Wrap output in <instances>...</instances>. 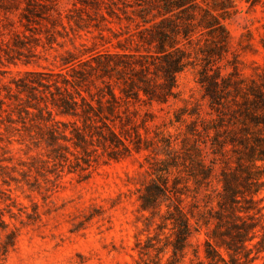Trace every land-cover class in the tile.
<instances>
[{
	"label": "rangeland",
	"instance_id": "374dc122",
	"mask_svg": "<svg viewBox=\"0 0 264 264\" xmlns=\"http://www.w3.org/2000/svg\"><path fill=\"white\" fill-rule=\"evenodd\" d=\"M28 1L0 0V264L166 263L182 217L176 264L207 241L229 260L224 176L250 147L223 81H261L264 0ZM258 164L241 264H264Z\"/></svg>",
	"mask_w": 264,
	"mask_h": 264
},
{
	"label": "trees",
	"instance_id": "16d2710c",
	"mask_svg": "<svg viewBox=\"0 0 264 264\" xmlns=\"http://www.w3.org/2000/svg\"><path fill=\"white\" fill-rule=\"evenodd\" d=\"M40 3L37 0H31L27 2V6L23 8L22 16L27 18L28 21L31 20L32 15H34L37 10L41 7ZM46 10H50L49 4L42 5ZM51 20L52 24L57 21L56 16L47 17ZM260 42L264 48V32L260 37ZM179 67L173 69H168V86H173L174 84V73L179 71ZM261 81L258 82L256 79H252V82L249 83L246 87L247 90L244 91L242 85L238 81L230 78L224 79V85L233 86L235 93L241 94L243 97L242 101L239 102L234 98L235 103L239 104V110L243 114V126L241 127V144L245 147H250L247 152L248 163L243 162L242 157H238V170H236L232 175H226L224 179V189L222 192L223 201L221 205L226 208L228 212L229 220L226 224V232L229 234L231 239L223 241L230 259L222 257L212 242L207 241L206 245V264H241L237 263L235 260L236 256L243 255L247 256L249 250L246 242L252 241L255 237V228L256 225L247 220L242 212L249 214L251 210L259 211V208L256 204L255 194H257L259 188L257 189L260 172L258 169L261 164H258V161L264 163V151H257L256 145H264V138L261 137V134H264V71L259 74ZM146 94H149L148 98L164 100L166 97H154L155 95H150L151 93L143 88ZM163 96V95H162ZM67 104V103H66ZM253 125L256 129L255 132L251 131L250 126ZM252 141V142H251ZM264 165V164H263ZM256 168L257 170L252 171L251 169ZM239 177L244 179L245 190L250 193L251 197L247 198L245 196V191L241 190L238 185L235 184V180L239 181ZM231 179V180H230ZM254 180V181H252ZM244 198L246 202H249L248 205H240L241 198ZM190 225L187 219L182 217V223L179 225L178 231L175 233V239L170 244L173 246V254L169 258L168 262L164 263L161 260L156 261L154 264H176L177 256L179 253L183 252L184 248L187 245L188 237L190 236ZM233 251V252H231ZM235 260V261H234ZM193 264H204V262H196Z\"/></svg>",
	"mask_w": 264,
	"mask_h": 264
}]
</instances>
